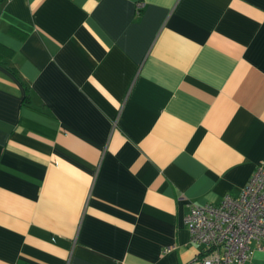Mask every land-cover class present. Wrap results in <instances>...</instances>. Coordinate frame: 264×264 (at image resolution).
<instances>
[{
  "label": "crops",
  "instance_id": "obj_1",
  "mask_svg": "<svg viewBox=\"0 0 264 264\" xmlns=\"http://www.w3.org/2000/svg\"><path fill=\"white\" fill-rule=\"evenodd\" d=\"M137 1L0 0V264H196L264 159V0Z\"/></svg>",
  "mask_w": 264,
  "mask_h": 264
},
{
  "label": "built area",
  "instance_id": "obj_2",
  "mask_svg": "<svg viewBox=\"0 0 264 264\" xmlns=\"http://www.w3.org/2000/svg\"><path fill=\"white\" fill-rule=\"evenodd\" d=\"M142 5L136 2V12ZM183 223L190 241L202 245L196 264H244L252 254L249 241L264 237V159L236 193L217 203H190Z\"/></svg>",
  "mask_w": 264,
  "mask_h": 264
}]
</instances>
